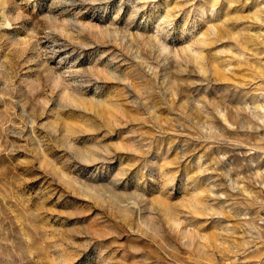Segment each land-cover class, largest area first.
<instances>
[{"label": "rangeland", "instance_id": "rangeland-1", "mask_svg": "<svg viewBox=\"0 0 264 264\" xmlns=\"http://www.w3.org/2000/svg\"><path fill=\"white\" fill-rule=\"evenodd\" d=\"M0 264H264V0H0Z\"/></svg>", "mask_w": 264, "mask_h": 264}]
</instances>
